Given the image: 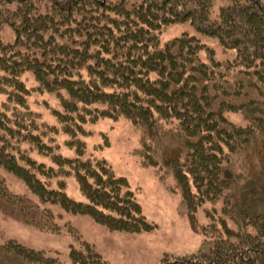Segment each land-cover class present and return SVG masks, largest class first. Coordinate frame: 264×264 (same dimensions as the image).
I'll list each match as a JSON object with an SVG mask.
<instances>
[{"label":"trees","instance_id":"16d2710c","mask_svg":"<svg viewBox=\"0 0 264 264\" xmlns=\"http://www.w3.org/2000/svg\"><path fill=\"white\" fill-rule=\"evenodd\" d=\"M219 1L225 3L213 17ZM186 22L235 50V58L217 60L186 33L161 42L163 28ZM1 23L17 34L12 44L0 38V94L8 96L0 108L1 168L24 180L43 203L89 216L111 231H151L156 226L127 179L105 159L82 158L84 124L126 117L142 130L144 166L173 179L170 189L187 210L181 212L206 237L196 252L165 255L161 264H264V207L241 208L234 228L211 211L209 226L200 228L195 217L204 202L221 198L225 213L235 210L250 178L249 156L264 144V0H0ZM25 72L43 92H66L56 117L77 156L54 162L67 170L61 176L74 174L85 201L72 199L62 182L50 186L34 177L33 170L45 169L20 151L28 141L48 153L36 125L26 124L35 87L22 80ZM228 112L241 113L247 124L231 122ZM54 172L44 179L59 175ZM15 202L1 182L0 207ZM0 252L26 264H65L13 240L1 242ZM69 258L71 264H112L86 241L72 246Z\"/></svg>","mask_w":264,"mask_h":264},{"label":"rangeland","instance_id":"374dc122","mask_svg":"<svg viewBox=\"0 0 264 264\" xmlns=\"http://www.w3.org/2000/svg\"><path fill=\"white\" fill-rule=\"evenodd\" d=\"M223 3L225 1H219L214 6L213 17H218ZM185 33L197 36L213 50L219 61H230L236 56L235 50H226L218 39L198 32L188 22L163 28L160 39L165 43ZM16 37V30L10 24H0L2 43L12 44ZM205 56V52H201V57L205 59ZM22 80L28 88L35 87V91L27 98L30 113H24L27 116L26 124L36 125V133L40 134L43 148L48 153L40 152L28 141L22 142L21 153L45 169L44 172H40L39 168L33 170L34 177L49 181L50 186L62 182L66 193L72 199L85 201L74 174L61 176L60 171L66 173L67 170L61 167L58 169L54 162L57 156L68 159L77 156L72 136L65 131L56 117L57 112H63L59 96H66V92H43L32 72H25ZM7 99L6 94H0V108ZM226 117L238 126L247 124L241 113L228 112ZM83 129V135L78 137L85 146L82 158L105 159L116 176L125 177L129 189L142 207L143 215L156 227L139 233L111 231L89 216L73 214L58 204L41 202L24 180L0 167V181L17 197L16 205L2 204L0 207V243L13 240L25 248L43 250L47 256H58L65 264H71V247H79L84 241L112 264H161L165 255L181 256L196 252L206 237L200 230H194L190 219L181 212L187 210L180 207L181 196L170 189L173 179L162 178L157 168L144 166L142 130L126 117L101 118L84 124ZM249 158L250 178L238 193L237 203L234 202L235 210L225 213L223 198L204 202L195 214L200 228L212 224V214L208 211L228 219L229 225L234 228L236 224L233 218L239 217L241 208L264 207V144L259 145ZM50 172H59V175L44 179L43 174ZM14 255L13 257L0 252V264H26L19 255Z\"/></svg>","mask_w":264,"mask_h":264}]
</instances>
